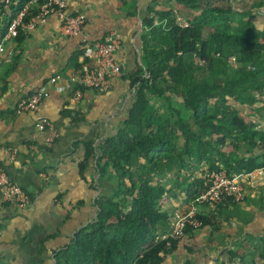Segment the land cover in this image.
Returning a JSON list of instances; mask_svg holds the SVG:
<instances>
[{
  "label": "trees",
  "instance_id": "1",
  "mask_svg": "<svg viewBox=\"0 0 264 264\" xmlns=\"http://www.w3.org/2000/svg\"><path fill=\"white\" fill-rule=\"evenodd\" d=\"M27 1L11 4L0 37ZM172 1L191 16L179 23L171 10L154 8L159 0H145L137 40L140 65L128 75L133 96L127 118L99 143H85L79 164L82 170L93 159L99 176L111 172L115 184L97 197L95 217L56 253L54 264H160L180 238H167L168 246L155 240L171 219L161 208L166 185L154 179L163 171L179 177L182 170L188 206L204 172L223 169L231 177L264 165V129L238 107L256 116L264 112V28L253 25L254 18L264 19L253 11L264 8L263 1ZM162 17L165 23L157 21ZM231 61L235 65L229 67ZM155 98L163 99L166 112L154 109ZM251 147L259 152L248 153ZM196 218L199 228L209 221L202 212ZM195 229L187 226L185 233Z\"/></svg>",
  "mask_w": 264,
  "mask_h": 264
},
{
  "label": "crops",
  "instance_id": "2",
  "mask_svg": "<svg viewBox=\"0 0 264 264\" xmlns=\"http://www.w3.org/2000/svg\"><path fill=\"white\" fill-rule=\"evenodd\" d=\"M64 2L67 13L84 15L90 41L103 40L112 32L116 35L115 58L123 62V69L112 76L107 91L83 89L77 101L67 91L51 90L39 105L55 132L48 142L49 130H37L33 114L15 112L16 103L55 73L66 76L91 66L93 50L79 37L61 35L54 15L4 42L0 52V169L28 193L30 204L24 208L10 204L0 189V264H54L56 253L95 217L97 197L109 194L115 184L111 172L99 176L93 159L82 170L79 164L85 143H99L127 118L133 96L128 75L140 65L137 40L146 2ZM10 7L0 5V34ZM28 8L34 12L36 4ZM151 101L154 106L165 104L160 98ZM238 107L245 113V107ZM244 117L264 129V112ZM258 152L255 147L248 150ZM163 173L166 177L154 180L166 185L161 208L170 217L173 210L186 207L183 171L179 177ZM199 212L208 216V223L187 230L160 264H244L250 249L264 244V182L248 188L239 203L222 201L212 207L200 206Z\"/></svg>",
  "mask_w": 264,
  "mask_h": 264
},
{
  "label": "built area",
  "instance_id": "3",
  "mask_svg": "<svg viewBox=\"0 0 264 264\" xmlns=\"http://www.w3.org/2000/svg\"><path fill=\"white\" fill-rule=\"evenodd\" d=\"M17 0H0V5L9 8ZM30 3L36 4V10L30 12ZM257 15L264 16V8H258ZM54 15L59 20V32L63 36L79 37L83 45L92 48L95 61L91 66L78 69L76 72L64 76L55 73L45 83L29 94L21 97L15 106V112H29L34 116V127L37 130L47 129L50 136L48 142L53 140L55 132L51 130L49 120L39 111L40 102L46 98L50 91L69 92L72 100L81 97L82 89H91L99 93L110 88L112 76L121 73L123 62L115 58V49L118 46L116 35L112 32L105 39L89 40L84 30L85 17L82 13L69 14L65 8L64 0H28L9 19L2 36L0 37V52L7 40L16 37L18 32L36 28L48 16ZM69 90V91H68ZM203 185L197 192L193 201L184 209H175L171 212L170 225L167 231L155 235V240L179 239L185 234V228H199L200 221L196 218L200 206L212 207L219 204L223 198H228L232 203L241 202L248 188H255L264 182V165L246 173H238L229 177L223 169L205 172ZM0 189L4 201L19 208L30 204L28 193L14 184L4 171L0 169ZM168 246L169 240L165 241Z\"/></svg>",
  "mask_w": 264,
  "mask_h": 264
},
{
  "label": "rangeland",
  "instance_id": "4",
  "mask_svg": "<svg viewBox=\"0 0 264 264\" xmlns=\"http://www.w3.org/2000/svg\"><path fill=\"white\" fill-rule=\"evenodd\" d=\"M259 1H261V0H249V2L248 3H250V4H258L259 3ZM263 2H262V5L264 6V0H262ZM247 3V4H248ZM228 6H233L234 7V4H231V3H228L227 4ZM263 6H261V7H263ZM154 8L156 9V10H168V11H170L172 14H175V18H176V20H177V22H179V23H182L183 22V17H189V16H191V12L189 11V9L188 8H184V7H182V5L180 6V5H178L177 3H175L174 1H167V2H162V0H159V2L154 6ZM257 7H256V9H254L253 11H254V13L256 14V12H257ZM174 12V13H173ZM157 21H160L161 23H165V19H164V17H162V18H158L157 19ZM253 21H255V22H257L258 21V23H256V29H259L260 27H262L263 25H264V23H262V21H263V19H261V23H259L260 21L258 20V17H256V18H254L253 19ZM235 65V63H233L232 61H231V63H228V66L229 67H232V66H234ZM152 100H155V99H152ZM176 100L174 99V100H172L171 101V104H172V106H174V103L173 102H175ZM153 107H154V109H157L158 107L160 108V110H164V112H166V110H167V105H152ZM164 106H165V109H164ZM252 110V109H251ZM251 110H245V113L246 114H250V113H253V111H251ZM243 115H246L245 113H243V112H241ZM200 167H203V165H199ZM199 166H198V168H199ZM205 174V172L202 174V176ZM163 177H166V175L165 176H163ZM154 182H156V180H153L152 181V183H154ZM175 190H177V189H174V191ZM164 196V195H163ZM156 234H159V233H156ZM250 253V254H249ZM249 255H247L243 260H244V264H262V258H261V253H262V245L261 246H256V247H254L253 249H250V251H249ZM247 259V260H246Z\"/></svg>",
  "mask_w": 264,
  "mask_h": 264
}]
</instances>
